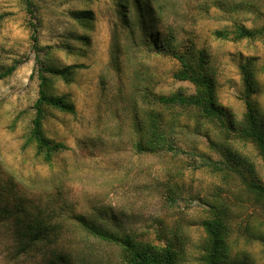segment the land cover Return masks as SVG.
I'll use <instances>...</instances> for the list:
<instances>
[{
    "label": "rangeland",
    "instance_id": "rangeland-1",
    "mask_svg": "<svg viewBox=\"0 0 264 264\" xmlns=\"http://www.w3.org/2000/svg\"><path fill=\"white\" fill-rule=\"evenodd\" d=\"M32 1L35 14L31 15L24 0H0V72L17 65L0 79V166L7 171V163L26 178L19 184V193L30 212L20 217L31 218L42 209L52 223L60 221V237L56 243L42 242L26 250L27 244L19 251L14 220L3 221L0 264H48L51 258L62 263L68 257L64 264H119L115 246L96 239L84 243L85 231L61 218L70 210L115 229H130L153 244L182 246L180 264H203L208 239L203 222L215 205L226 207L230 220L227 264L242 258L264 264V207L243 183L251 168L254 178L264 182V160L254 144L226 138L211 125L198 133L192 130V114L185 111L180 118L189 126L175 136L176 150L138 152L134 121L135 114L148 107L145 91L193 93L195 86L173 78L179 67L176 61L135 44L111 0ZM165 1L169 12L162 15L160 29L174 22L178 40L191 37L207 48L219 103L232 110L237 120L246 111L241 66L254 62L252 99L264 128V37L226 40L214 35L237 24L261 25L264 0H238L236 11L216 8L211 0ZM84 9L92 12V20L75 18L74 13ZM45 57L61 67L82 65L72 80L56 78L54 82V92L73 102L76 113L52 110L45 121L47 135L68 146L52 165L40 163L32 149H22L38 97L37 59ZM224 145L237 153L235 172L217 169L212 163L224 160ZM7 175L0 173V188ZM51 190L57 193L54 206L66 205L53 214L46 213L52 206L44 196ZM84 253L90 254V262L82 258Z\"/></svg>",
    "mask_w": 264,
    "mask_h": 264
},
{
    "label": "trees",
    "instance_id": "trees-1",
    "mask_svg": "<svg viewBox=\"0 0 264 264\" xmlns=\"http://www.w3.org/2000/svg\"><path fill=\"white\" fill-rule=\"evenodd\" d=\"M24 1L29 14H35L33 1ZM111 1L114 3L118 18L128 30L131 38L135 40V44L151 49L150 52L155 55H163L176 61L179 67L173 72V78L188 81L195 86L193 93H186L182 90H176L169 94L145 91L144 100L148 107L135 114L134 127L139 133V138L135 142L136 150L140 153L151 154H163L176 150V147L173 146L175 136L178 131L189 126L188 123L181 120L180 115L189 111L194 118V123L191 124L192 130L202 134L204 127L211 125L215 131H219L226 138L233 137V139L250 141L259 150L264 160V128L259 121L258 110L252 99V95L256 92L254 62L248 60L241 66L245 85L246 111L244 118L237 120L232 110L219 103L215 69L207 48L198 46L191 37L186 41L178 40L176 34L179 31L173 25L174 22L167 23L164 29H160V24L164 20L162 15L169 12L168 1ZM238 2V0H211V5L225 11H236L239 8ZM205 5H209L208 1ZM74 15L79 21L85 22L93 19L92 12L88 9L77 10ZM30 26L35 31V24L31 23V20ZM214 35L226 40L264 37V22L258 27L237 24L234 29L216 30ZM32 36L35 41L34 45L37 46L39 44L37 35L33 34ZM119 50L120 47L117 46V59L120 56ZM37 60L38 66L35 72L39 80L38 97L33 106V116L24 136L22 149H32L35 159L42 164L52 165L55 156L68 149V146L47 135L44 129L45 121L52 110L76 113L73 102L54 92V82L56 78H62L65 81L72 80L75 70L82 65L75 63L61 67L51 63L48 57ZM16 66L14 63L0 72V79L11 74ZM150 93L154 95L152 96ZM222 155L225 157L223 161L218 163L214 160L212 162L216 168L237 171L239 165V160L236 158L237 153L228 145H224ZM1 161L3 162L2 159ZM5 166L7 171L0 166V173L8 174L0 188V223L9 219L14 220L15 231L19 233L17 249L21 251L22 248H26L27 244L26 250L42 242L56 243L60 237L57 232L60 221L52 223L45 217L46 215L42 214V209H39L31 218L24 220V217H20L28 215L30 212L26 211L24 196L19 193V184L24 183L26 178L23 172L14 169L11 165L5 163ZM247 171L250 175H248L249 178L243 180V183L253 200L264 207V182L254 178L253 168ZM44 196L48 201V206H52L46 213L53 214L56 210L66 206L64 204L54 206V199L57 196L54 190L45 193ZM11 200H14L13 203H10ZM212 207V215L203 222L208 239L202 261L203 264H227L230 256L229 233L231 227L227 208L220 205ZM61 218L72 224L75 223L85 231L81 239L84 243L88 244L90 239H96L107 245L115 246L118 249L119 264H180L183 258L182 246H176L172 242L164 245L153 244L149 240L139 238L130 229L112 228L100 220L87 217L84 213L70 210L67 216ZM89 257L88 253H84L82 256L83 259L87 258L90 262ZM68 259L70 257L63 258L61 263L57 258H51L48 264H64V261ZM231 264L253 263L249 258H242Z\"/></svg>",
    "mask_w": 264,
    "mask_h": 264
}]
</instances>
